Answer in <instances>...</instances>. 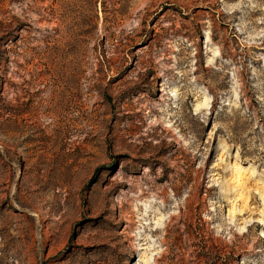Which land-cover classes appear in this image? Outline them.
<instances>
[{
  "label": "rangeland",
  "instance_id": "374dc122",
  "mask_svg": "<svg viewBox=\"0 0 264 264\" xmlns=\"http://www.w3.org/2000/svg\"><path fill=\"white\" fill-rule=\"evenodd\" d=\"M0 264H264V0H0Z\"/></svg>",
  "mask_w": 264,
  "mask_h": 264
},
{
  "label": "bare ground",
  "instance_id": "6f19581e",
  "mask_svg": "<svg viewBox=\"0 0 264 264\" xmlns=\"http://www.w3.org/2000/svg\"><path fill=\"white\" fill-rule=\"evenodd\" d=\"M208 104H209V98L207 96L204 97V102L203 103H199L196 107V110L195 111H198L200 110L201 108H205V107H208ZM219 157V156H218ZM254 169H251V173L253 172ZM230 173V172H229ZM221 185H222V189H224L225 193H229L231 192L233 186H232V179L231 177L229 176V174H226L222 177L221 179ZM232 214V213H229V215Z\"/></svg>",
  "mask_w": 264,
  "mask_h": 264
}]
</instances>
